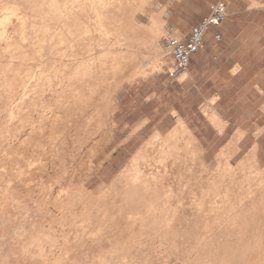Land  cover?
<instances>
[{
	"label": "rangeland",
	"instance_id": "1",
	"mask_svg": "<svg viewBox=\"0 0 264 264\" xmlns=\"http://www.w3.org/2000/svg\"><path fill=\"white\" fill-rule=\"evenodd\" d=\"M12 1L0 0V19L2 4ZM19 1L23 5L26 0ZM201 4L149 0V15L137 12L135 18L143 26L151 24L150 17L165 20L167 51L166 43L186 37L181 27ZM163 52H144L136 55L137 67L105 73L101 81L91 79L88 87L98 93L102 109L88 121L91 133L82 127L56 139L59 153L54 162L52 154L43 153L45 170L56 174L50 184L47 173L30 184L22 167L5 172L2 190L11 188L14 196L0 203V264H233L236 255L250 247L253 233H264V227L255 231L241 219L228 221L236 215L235 206L229 212L209 211L216 207L224 176L230 183L244 177L263 195L249 206L246 200L236 204L242 208L239 216L264 217V137L259 153L251 134L240 153L235 142L242 137L240 130L252 133L264 127V111L224 109L218 116L203 108L208 104L203 98L216 89L210 84L187 86L172 77L170 50ZM44 101L53 102L50 93ZM220 117L231 123L224 134L211 125L221 128ZM8 133L0 130V136ZM154 136L172 143L173 153L165 156L159 147L148 153ZM18 137L6 139L0 161L8 159L4 152ZM159 157L167 158V173L151 183L153 192L142 194L133 184L118 181L132 159V173H153ZM156 184L166 187L160 190ZM196 206L201 219L192 222L189 210Z\"/></svg>",
	"mask_w": 264,
	"mask_h": 264
},
{
	"label": "bare ground",
	"instance_id": "2",
	"mask_svg": "<svg viewBox=\"0 0 264 264\" xmlns=\"http://www.w3.org/2000/svg\"><path fill=\"white\" fill-rule=\"evenodd\" d=\"M62 1L26 0L21 5L19 0H13L10 4H2L0 130L9 133L0 136L4 138L0 141V150L10 136L19 134V137L4 152L8 153V159L0 161V203L8 202L14 196L11 188L2 190L9 167H22L27 174L25 180L30 184L47 173L50 184L56 174L50 175L45 170L43 153L52 154L54 162V154L59 153L58 137L67 138L73 129L78 131L82 127H86L88 133L92 132L87 128L88 121L96 118L102 109L97 100L100 99L96 96L98 93L88 87L93 77L101 81L105 73L137 67L136 55L144 52L159 56L161 50L168 52V49L163 50L169 35L165 20L150 17L148 26L136 21L137 12L149 15V0ZM128 53L132 54L131 57H120ZM149 64L147 62L146 66ZM49 93L53 102L45 103V96ZM158 138L154 136V143H150L146 151L153 153L159 147L165 156L173 153L174 145H167L165 140ZM135 161L132 159L122 169L118 181L133 184L142 194L153 192L151 183L167 173V158L156 159L153 173L145 169L132 173ZM261 175L262 172H256L257 177ZM229 179L224 176L216 207L209 211L217 208L216 211L229 212L235 206L236 215L228 217V221L236 223L241 219L243 226L251 225L255 231L260 230L259 227H264V217H240L242 208L236 204L244 200L247 206L254 204L263 195L262 190H253L248 178L242 177L232 183ZM164 187V184L157 186L160 190ZM199 211L200 206L189 210L192 222L201 219ZM257 221L261 223L255 224ZM251 238L250 247L242 249L233 264H264V233H253Z\"/></svg>",
	"mask_w": 264,
	"mask_h": 264
},
{
	"label": "crops",
	"instance_id": "3",
	"mask_svg": "<svg viewBox=\"0 0 264 264\" xmlns=\"http://www.w3.org/2000/svg\"><path fill=\"white\" fill-rule=\"evenodd\" d=\"M219 2H224L227 7L225 21L210 30L203 48L192 56L188 73L178 79L191 87L212 85L216 91L209 98H203L204 103H208L203 108L217 111L218 116L224 109L264 111V0H202V4L192 11L194 16L181 27L187 35L180 41H185L191 29ZM216 36L220 39L216 40ZM220 122L221 128L211 125L224 134L231 123L223 119ZM261 129L264 127L252 133L248 130L237 132L242 134L241 139H235L238 153L250 134L259 153L264 132L258 137L256 133Z\"/></svg>",
	"mask_w": 264,
	"mask_h": 264
},
{
	"label": "built area",
	"instance_id": "4",
	"mask_svg": "<svg viewBox=\"0 0 264 264\" xmlns=\"http://www.w3.org/2000/svg\"><path fill=\"white\" fill-rule=\"evenodd\" d=\"M226 16V4L219 2L207 17L191 29L185 41L171 40L167 43L174 63L172 77L180 78L188 73L192 56L203 48L207 34L213 27L223 23ZM215 38L219 40L220 36Z\"/></svg>",
	"mask_w": 264,
	"mask_h": 264
}]
</instances>
